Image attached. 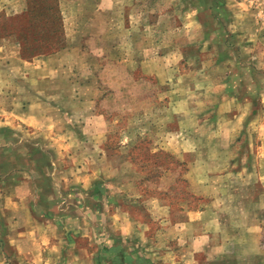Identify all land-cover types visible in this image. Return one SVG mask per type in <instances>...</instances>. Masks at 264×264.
<instances>
[{"label": "rangeland", "instance_id": "rangeland-1", "mask_svg": "<svg viewBox=\"0 0 264 264\" xmlns=\"http://www.w3.org/2000/svg\"><path fill=\"white\" fill-rule=\"evenodd\" d=\"M87 98L93 107L79 105ZM7 111L19 132L0 131V178L11 170L1 162L26 165L32 150L45 165L39 146L83 147L53 130H93L91 111L107 132L105 179L152 239L160 225L151 198L169 206L170 221L208 203L197 194L204 179L222 180L211 228L221 257L200 262L264 264V0H0V124ZM162 248L163 259L169 251L190 264L174 237Z\"/></svg>", "mask_w": 264, "mask_h": 264}, {"label": "crops", "instance_id": "crops-1", "mask_svg": "<svg viewBox=\"0 0 264 264\" xmlns=\"http://www.w3.org/2000/svg\"><path fill=\"white\" fill-rule=\"evenodd\" d=\"M2 72L4 86L10 77H7L5 67ZM5 99L8 101L9 95ZM79 102L84 108L94 106V100L88 98ZM7 113L3 112L4 121L0 124L2 136L5 131L19 132V124L13 127L8 121L11 113ZM15 117L18 122L26 121L19 118V110ZM85 118L86 123L95 124L93 130H88V124L84 132L77 125L66 131L57 125L52 135L55 140L73 139L83 147L62 153L39 146L35 152L46 158L45 165L34 161V150L28 152L31 154L27 159L31 162L26 165H21L17 159L16 165L13 160L1 162L4 169L17 167V172L10 174L9 170L0 178V223H7L3 229L6 233L0 235V264H175V261L179 264V255L173 260L169 251L167 260L163 259L162 246L166 247V242L173 237L180 246L178 253L190 264H201L202 253L207 259L221 257L214 252L211 228L212 218L221 211L215 205L222 201L224 187L228 184L222 180L204 179L197 186L200 190L197 194L207 195L208 203L202 207L182 208L178 218L170 221H167L169 206L161 199L151 198L150 205L156 209L160 225L157 243L152 239L151 226L136 220L131 210L124 206L127 200L119 188L105 179V164L109 166L105 162V155L109 153L104 142L107 132L93 122L98 119L91 111ZM88 139L99 140V144H91ZM15 147L19 150V139ZM180 149L176 148V153ZM221 149L215 153L218 155ZM61 154L70 160L62 164L58 158ZM17 156L21 157L19 151ZM245 201L258 202L260 198L256 195L246 197ZM4 212L11 215V221L7 222ZM189 231L195 234L193 239H189ZM187 237L189 242L181 244L180 240ZM157 246H160L159 250L155 249Z\"/></svg>", "mask_w": 264, "mask_h": 264}]
</instances>
